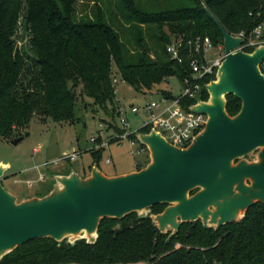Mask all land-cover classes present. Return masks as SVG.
<instances>
[{"label": "trees", "instance_id": "trees-1", "mask_svg": "<svg viewBox=\"0 0 264 264\" xmlns=\"http://www.w3.org/2000/svg\"><path fill=\"white\" fill-rule=\"evenodd\" d=\"M93 1L92 15L79 18L77 0H0V138H23L35 118L74 123L79 88L109 114L108 105L115 107L116 99L114 64L120 79L138 92H151L170 77H191L190 62L173 61L167 48L175 38L187 47L204 37L215 47L223 44V33L204 6L231 35H249L264 23V0ZM25 11L34 54L15 40ZM215 79L204 78L202 84ZM199 99L209 100L205 87L188 105ZM226 100L227 113L235 117L242 101L234 95ZM116 131L124 133L118 127ZM103 150H91L93 165L100 167ZM142 168L137 165L138 171ZM165 208L154 206L146 216L135 212L123 219L105 218L93 243L31 240L0 264H264V203L257 202L239 221L217 230L205 228L200 220L184 223L170 239L152 219Z\"/></svg>", "mask_w": 264, "mask_h": 264}, {"label": "water", "instance_id": "water-1", "mask_svg": "<svg viewBox=\"0 0 264 264\" xmlns=\"http://www.w3.org/2000/svg\"><path fill=\"white\" fill-rule=\"evenodd\" d=\"M204 9L223 33L225 59L216 79L207 85L209 100L192 108L208 116L203 133L189 148L179 149L155 130L139 132L136 137L148 148L152 159L147 167L112 178L97 165L87 178L76 171L58 175L57 185L49 195L21 203L3 187L7 167L0 168V260L31 240L62 241L67 235L83 231L97 234L102 219H123L161 204H176L152 216L162 233L174 229L170 239L184 223L202 218L219 229L239 221V212L246 213L257 202L264 203V152L259 165L231 168L232 161L264 147V75L259 69L264 46L252 53L235 52L243 39L229 34L205 6ZM222 72L226 77L220 80ZM228 95L242 101V109L235 117L226 110ZM214 96H222L223 100H213ZM22 139L12 143L16 145ZM245 179L253 185L247 186ZM197 187L203 190L190 197ZM211 205L215 206L214 212L209 210ZM204 227L209 228L206 224ZM96 240L97 237L88 241Z\"/></svg>", "mask_w": 264, "mask_h": 264}, {"label": "rangeland", "instance_id": "rangeland-1", "mask_svg": "<svg viewBox=\"0 0 264 264\" xmlns=\"http://www.w3.org/2000/svg\"><path fill=\"white\" fill-rule=\"evenodd\" d=\"M76 8L78 17L81 18L83 15H92L95 4L93 0H77ZM26 16L27 11L22 14L18 21L15 40L20 48L34 54L30 50L29 37L26 33ZM166 31L170 34L168 29ZM221 47H224V45L222 44L212 50L208 54V58L210 60L215 59L220 53L218 49ZM113 74L114 78L118 79V83L115 85V107L111 104L108 105L107 111H110L109 114L95 106L92 99L81 95V89L79 88L77 90L78 101L74 109L76 118L74 123H57L52 120L41 122L35 118L26 130L27 135L18 144L14 145L12 143L13 140L20 138L16 135H13L10 140L0 138V164H8L11 167L3 176L2 185L17 197V203H21L22 199L28 200L49 195L53 191L54 186L57 185L55 176L60 174L57 170L63 171L66 169L61 174L68 176L72 169L77 170L81 166L88 174L89 167L93 164L91 150L96 146L91 141L93 138L101 137L102 143L106 144L100 161V168L104 174L126 173L137 169V165L145 168L152 162L149 150L145 149L144 152L139 153V144L133 146L127 139L112 143H110V140H114V137L119 134L116 128H122L121 118L128 120L132 131H138L148 123L146 116L132 112V106L142 107L151 99H159L162 95L161 91L170 92L173 96L178 97L184 93V85L177 77H170L151 92H138L120 79L115 64L113 65ZM113 107L115 109L114 113H112ZM116 109L120 112L119 114L116 113ZM111 115L114 117L111 118ZM73 151L82 152V157L76 161L62 160L67 153ZM263 152L264 147L257 148L232 161L231 168L238 169L241 166L259 165L263 160ZM108 159L111 160L110 164L107 163ZM41 175L47 177L46 183L41 182ZM245 184L252 186L253 182L250 179H245ZM238 185L239 183L235 184L234 188H237ZM202 190L203 188L201 187L193 189L190 197L196 196ZM173 206H176V204L166 205L164 211ZM209 210L214 212L215 206H209ZM138 214L141 216L150 215L151 209ZM244 214L245 211H241L237 220L241 219ZM199 220L203 225L206 224L209 228L217 230V225H213L210 220L205 222L201 218L196 221ZM166 233L174 234V229L167 230ZM96 237V233L88 234L83 231L77 235H67L65 239L70 242L82 238L94 241Z\"/></svg>", "mask_w": 264, "mask_h": 264}, {"label": "built area", "instance_id": "built-area-1", "mask_svg": "<svg viewBox=\"0 0 264 264\" xmlns=\"http://www.w3.org/2000/svg\"><path fill=\"white\" fill-rule=\"evenodd\" d=\"M242 38V44L235 50V52L243 51L252 53L256 48L264 46V23L258 25L249 35L239 33L233 35ZM216 47L209 37L197 38L185 45L182 39H173L168 46L167 52L171 59L182 64L185 60L190 62L192 70L191 77L185 78L182 83L184 85V93L178 97L172 95H161L159 99H151L147 101L142 107L132 106V112L137 115L146 116L148 123L142 128H149L160 133L161 136L172 146L179 149H187L191 146L194 140L205 130L208 122V116L203 113H197L192 110L194 106L203 102L199 99L197 102L188 105V100L196 99L201 96L203 87L207 90V85H203L204 78L216 76L218 69L225 59L224 47L219 48V54L215 59L210 60L208 54ZM260 72L264 75V60L259 66ZM114 85L118 83V79H113ZM208 92V90H207ZM209 94V92H208ZM123 134H117L115 140L121 141L127 139L133 146L140 145L139 153L144 152L148 148L142 145L137 139L136 135L140 132L132 131L128 120L121 118ZM135 135V139L131 136ZM98 138H93L91 141L96 144L94 148L105 147V143L98 144ZM82 157V152L73 151L67 153L62 160L76 161ZM107 163H111L108 160ZM41 177V181H44Z\"/></svg>", "mask_w": 264, "mask_h": 264}, {"label": "crops", "instance_id": "crops-1", "mask_svg": "<svg viewBox=\"0 0 264 264\" xmlns=\"http://www.w3.org/2000/svg\"><path fill=\"white\" fill-rule=\"evenodd\" d=\"M109 160V159H108ZM0 165H4V166H6L7 167V170L5 171V173L11 168L10 167V165H8V164H4V163H1ZM94 165L92 164V165H90V167H89V173L87 174L86 173V171H85V169L83 168V167H81L80 166V168H78L77 170L76 169H72V171H76L82 178H87V177H89L90 175H91V171H92V167H93ZM100 168V167H99ZM65 170L66 169H64L63 171H59V170H57V172H60V174L59 175H62L61 173H63V172H65ZM100 170H101V168H100ZM138 170L137 169H135V170H133V171H130V172H126V173H121V174H115V175H107V174H104L105 176H107V177H110V178H112V177H118V176H124V175H127V174H131V173H133V172H137ZM103 172V171H102ZM5 173H4V175H5ZM56 176H58V174L56 175ZM56 176H55V179H56ZM63 176H66V175H63ZM41 177H44V181H41V182H43V183H46V181H47V177L46 176H44V175H41L40 176V178ZM32 184V183H31ZM10 192V191H9ZM11 193V192H10ZM13 196H15L13 193H11ZM22 200H25V199H22Z\"/></svg>", "mask_w": 264, "mask_h": 264}, {"label": "bare ground", "instance_id": "bare-ground-1", "mask_svg": "<svg viewBox=\"0 0 264 264\" xmlns=\"http://www.w3.org/2000/svg\"><path fill=\"white\" fill-rule=\"evenodd\" d=\"M220 76H221V79H220V80H222L223 78L226 77V75H225L224 72H222ZM213 98H214L213 100H215V99L223 100V97H222V96H219V97H215V96H214ZM0 168H1L2 170H5V169H6V166L1 165ZM240 213H241V212H239V214H240ZM239 214H236V217H239Z\"/></svg>", "mask_w": 264, "mask_h": 264}]
</instances>
